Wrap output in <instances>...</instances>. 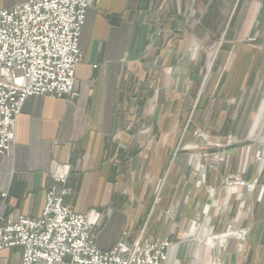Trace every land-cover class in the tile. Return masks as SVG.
<instances>
[{"label":"crops","instance_id":"crops-1","mask_svg":"<svg viewBox=\"0 0 264 264\" xmlns=\"http://www.w3.org/2000/svg\"><path fill=\"white\" fill-rule=\"evenodd\" d=\"M247 2L255 4L257 19L243 34L236 18ZM263 17L264 0H100L88 9L73 96L29 97L17 120L14 145L0 156V225L16 223L21 216L40 217L48 190L66 187L65 201L76 212L109 208L107 227L95 229V243L101 249L111 248L122 237L130 243L168 240L171 246L161 264H208L210 253L202 241L160 232L157 227L138 231L132 216L126 219L127 212L116 207L121 199L112 189L117 161L113 156L126 159L127 145L115 137L127 121L129 72L140 74L147 69L140 58L163 57L164 44L174 47L181 40L194 42L195 49H199L197 42H220L222 47L235 40L263 41ZM244 51L242 55L256 57L253 76L243 75L245 80L235 87V100L243 106L242 112H250L252 124L249 130L247 125L240 128L243 117L237 115L234 132L258 137L255 148L264 150V48ZM146 73L140 83L149 79ZM64 165L70 169L63 183L55 173ZM21 258V246L0 251V264H20Z\"/></svg>","mask_w":264,"mask_h":264},{"label":"rangeland","instance_id":"rangeland-1","mask_svg":"<svg viewBox=\"0 0 264 264\" xmlns=\"http://www.w3.org/2000/svg\"><path fill=\"white\" fill-rule=\"evenodd\" d=\"M246 4L236 18L243 34L257 19L255 4ZM193 43L164 44L163 57L140 58L147 69L129 72L127 121L115 137L127 145L126 159L113 156L112 189L121 199L116 207L126 219L132 216L138 231L157 227L202 241L208 264H264V150L255 148L258 137L234 132L237 115L243 117L240 128L252 124L250 112L235 100V87L256 57L241 51L264 48V40L222 47L197 42L199 49ZM144 72L150 76L145 84L139 80ZM99 212L97 228H106L109 208Z\"/></svg>","mask_w":264,"mask_h":264},{"label":"built area","instance_id":"built-area-1","mask_svg":"<svg viewBox=\"0 0 264 264\" xmlns=\"http://www.w3.org/2000/svg\"><path fill=\"white\" fill-rule=\"evenodd\" d=\"M100 0H26L0 8V156L15 142L18 117L34 95L61 97L73 92L83 52L79 41L87 11ZM70 167L55 178L68 179ZM67 188L49 189L40 217L21 216L0 225V251L22 247L20 264H161L171 242L122 237L101 249L96 209L76 212L66 203ZM127 232H124V236Z\"/></svg>","mask_w":264,"mask_h":264}]
</instances>
